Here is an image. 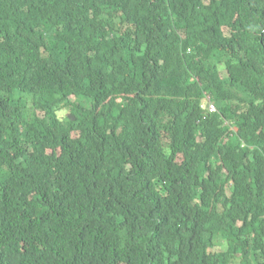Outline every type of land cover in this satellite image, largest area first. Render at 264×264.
I'll return each mask as SVG.
<instances>
[{
	"label": "trees",
	"instance_id": "obj_1",
	"mask_svg": "<svg viewBox=\"0 0 264 264\" xmlns=\"http://www.w3.org/2000/svg\"><path fill=\"white\" fill-rule=\"evenodd\" d=\"M0 264H264V0H0Z\"/></svg>",
	"mask_w": 264,
	"mask_h": 264
},
{
	"label": "built area",
	"instance_id": "obj_2",
	"mask_svg": "<svg viewBox=\"0 0 264 264\" xmlns=\"http://www.w3.org/2000/svg\"><path fill=\"white\" fill-rule=\"evenodd\" d=\"M208 108H209L210 111H214L215 110V107H214V105L212 103L209 104Z\"/></svg>",
	"mask_w": 264,
	"mask_h": 264
}]
</instances>
